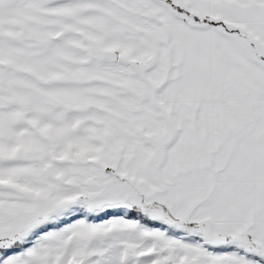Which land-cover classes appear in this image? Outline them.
Instances as JSON below:
<instances>
[{"label": "snow or ice", "instance_id": "6c2138e0", "mask_svg": "<svg viewBox=\"0 0 264 264\" xmlns=\"http://www.w3.org/2000/svg\"><path fill=\"white\" fill-rule=\"evenodd\" d=\"M0 264H264V0H0Z\"/></svg>", "mask_w": 264, "mask_h": 264}]
</instances>
